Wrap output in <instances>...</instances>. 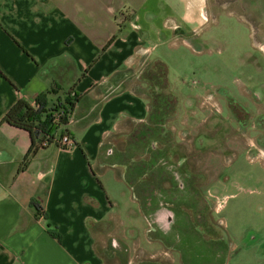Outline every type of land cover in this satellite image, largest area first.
<instances>
[{
  "label": "crops",
  "instance_id": "crops-1",
  "mask_svg": "<svg viewBox=\"0 0 264 264\" xmlns=\"http://www.w3.org/2000/svg\"><path fill=\"white\" fill-rule=\"evenodd\" d=\"M258 3L264 6V0ZM120 10L112 0H0V123L20 99L33 105L45 93H52L51 101L69 94L80 97L69 126L59 130L70 131L76 145L72 154L50 145L26 160L29 134L0 126V264H105L100 246L124 223L123 187L130 190L132 203L136 193L140 214L151 226L149 248H131L119 239L133 261L143 256L148 264L169 259L172 264H201L204 259L194 250L189 256L185 248L194 245L200 251L201 245L175 238L176 215L169 204L160 202L146 211L145 195L137 192L149 176L159 184L149 192L152 197L169 203V198L181 195L164 186L171 178L163 162L152 158L159 153L154 151L157 142L149 141V161L142 152L148 130L149 140L156 128L165 133L163 120L169 113L161 106L153 109L146 93L149 35L140 34L138 16L119 19ZM198 20L190 17L187 22ZM172 130L181 135L175 125ZM119 141L139 149L140 159L132 155L125 161L123 148L114 150ZM248 144L258 147L252 140ZM257 149L263 159L264 149ZM138 167L142 174H137ZM120 169L123 177H118ZM131 175H137L136 183H128ZM231 179L216 186L230 188ZM243 179L252 186L250 194H230L231 203L215 210L225 218L219 220L226 248L221 264H264V175L247 174ZM105 180L113 191H107ZM35 203L42 210L37 211ZM156 225H162V236H153Z\"/></svg>",
  "mask_w": 264,
  "mask_h": 264
},
{
  "label": "rangeland",
  "instance_id": "rangeland-1",
  "mask_svg": "<svg viewBox=\"0 0 264 264\" xmlns=\"http://www.w3.org/2000/svg\"><path fill=\"white\" fill-rule=\"evenodd\" d=\"M112 2L121 8L119 19L138 16L140 34L149 35L145 45L149 48L146 93L153 109L161 106L169 115L163 120L165 133L156 128L149 140L148 130L142 152L149 161L152 156L149 141L157 142L154 151L159 153L152 158L159 164L163 162L171 178L164 186L179 190L181 195L169 198V203L164 198L152 197L149 192L158 189L159 184L153 183L149 176L145 184L136 187L137 192L145 195L146 211L147 207L155 210L160 202L162 206L169 204L167 207L176 215L175 238H190L193 244L201 245L200 251L197 246H185L189 256H194V250L204 258L201 264H221L226 248L224 227L219 220L225 218L216 215L214 201L223 199L227 205L231 203L227 199L230 194L238 198L249 195L253 189L243 177L253 173L264 175V158L260 159L257 149H264V6L258 0ZM190 17L201 20L187 22ZM173 125L181 130V135H175ZM250 140L258 147L250 146ZM128 146L127 142L119 141L114 150L123 148L125 161L132 155L140 159L141 151ZM137 170V174H142V168ZM118 175L123 177L121 169ZM230 177V188L216 186L227 184ZM137 179V175H131L128 183H136ZM105 185L107 191H113L107 180ZM122 191L124 223L106 237V245L100 246V251L105 264H148L149 258L143 256L133 261V256L119 244L122 240L131 244V248L136 244L149 248L151 231L150 224L140 214L136 193L132 203L130 190L123 187ZM154 218L157 220V215ZM156 226L158 230L153 236H162V225Z\"/></svg>",
  "mask_w": 264,
  "mask_h": 264
},
{
  "label": "trees",
  "instance_id": "trees-1",
  "mask_svg": "<svg viewBox=\"0 0 264 264\" xmlns=\"http://www.w3.org/2000/svg\"><path fill=\"white\" fill-rule=\"evenodd\" d=\"M51 94L40 95L33 105L25 99H20L0 123V126L8 125L29 134L31 148L26 160L29 156L36 155L40 148H44L43 143L47 139L71 134L68 129L61 134L59 130L69 126L80 97L69 94L63 100L51 101L49 100ZM59 111L62 112L63 117L61 125L57 126L54 124V116ZM34 207L37 211L42 210L38 203H35ZM50 235L57 240L61 239L60 234L55 231H50Z\"/></svg>",
  "mask_w": 264,
  "mask_h": 264
},
{
  "label": "built area",
  "instance_id": "built-area-1",
  "mask_svg": "<svg viewBox=\"0 0 264 264\" xmlns=\"http://www.w3.org/2000/svg\"><path fill=\"white\" fill-rule=\"evenodd\" d=\"M62 117H63V115H62L61 111L55 113L54 124L57 126H60L61 122H62V120H61ZM50 141H52V142H50ZM50 145L57 146L60 149L66 151L70 154H72V152L76 146L74 139L68 134H64L63 136L57 137V138L47 139L43 143V147H47ZM215 203H216L217 210H219L220 208H223L225 206V200H223V199H217V201L215 199Z\"/></svg>",
  "mask_w": 264,
  "mask_h": 264
},
{
  "label": "water",
  "instance_id": "water-1",
  "mask_svg": "<svg viewBox=\"0 0 264 264\" xmlns=\"http://www.w3.org/2000/svg\"><path fill=\"white\" fill-rule=\"evenodd\" d=\"M172 218L170 217V220H171Z\"/></svg>",
  "mask_w": 264,
  "mask_h": 264
},
{
  "label": "flooded vegetation",
  "instance_id": "flooded-vegetation-1",
  "mask_svg": "<svg viewBox=\"0 0 264 264\" xmlns=\"http://www.w3.org/2000/svg\"><path fill=\"white\" fill-rule=\"evenodd\" d=\"M179 179V178H178ZM180 180V179H179ZM119 246V245H118Z\"/></svg>",
  "mask_w": 264,
  "mask_h": 264
}]
</instances>
